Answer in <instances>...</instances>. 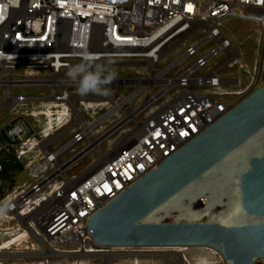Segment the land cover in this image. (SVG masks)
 Instances as JSON below:
<instances>
[{"label": "built area", "instance_id": "2783aa9c", "mask_svg": "<svg viewBox=\"0 0 264 264\" xmlns=\"http://www.w3.org/2000/svg\"><path fill=\"white\" fill-rule=\"evenodd\" d=\"M0 17V111L12 116L5 127L0 119V244H10L2 253L98 264L162 254L97 246L88 220L264 85V0H0ZM228 19L257 30L250 69L220 30ZM85 59L130 76L116 77L107 95H80L66 72Z\"/></svg>", "mask_w": 264, "mask_h": 264}, {"label": "water", "instance_id": "95a60500", "mask_svg": "<svg viewBox=\"0 0 264 264\" xmlns=\"http://www.w3.org/2000/svg\"><path fill=\"white\" fill-rule=\"evenodd\" d=\"M87 231L106 249L208 247L224 264L264 261V85L92 215Z\"/></svg>", "mask_w": 264, "mask_h": 264}, {"label": "rangeland", "instance_id": "374dc122", "mask_svg": "<svg viewBox=\"0 0 264 264\" xmlns=\"http://www.w3.org/2000/svg\"><path fill=\"white\" fill-rule=\"evenodd\" d=\"M221 32L225 37H232L233 38V48L238 55V58L241 63L245 64L248 69H250V65L253 61L254 57V48L256 43V37H257V30L255 26L247 21H243L240 19H228L225 22L222 23L220 27ZM202 36H197L194 39H200ZM214 47L213 44L207 45L204 47L203 51L207 52L209 49ZM182 50H179L177 52H173L169 56H167L160 64V69L165 67L167 64H169L175 57L179 55V53ZM224 56L221 54L218 58L212 61L211 65L213 64H219L223 61ZM119 68L116 70V77H125L130 76L128 71L125 69ZM236 72V67L233 69H225L222 73H234ZM119 93L122 95H126L128 93L127 90L123 88L118 89ZM31 92V91H30ZM29 92V93H30ZM0 97H1V91H0ZM135 104V102H134ZM133 104V105H134ZM12 116L9 112V110L0 111V119L2 120V123L4 127L10 122ZM141 119H144L145 117L142 115L140 116ZM128 127H131L128 125ZM116 136H111L109 139L114 140ZM107 145V142L103 143V148ZM95 159L94 154H89L86 157H84L82 160L79 161L76 167L73 168V172L77 173L79 170L83 169L88 163H90L92 160ZM12 175L14 177H17L18 171H13ZM1 177L6 181H11L10 177H7L5 174L1 175ZM25 179V176H21L18 178V180L22 181ZM186 250L182 252L183 256H185L186 260L192 264H198L199 259H204V264H217L215 259L213 258V254L217 252H212L214 250H209L208 248H185ZM156 250V249H155ZM161 253H155V254H146L144 256H141V258L134 257V258H123V257H117L118 255H114V258L107 262V264H132V262L136 259L139 262V264H175L172 260L174 256L173 252H169V249H158ZM181 253V252H180ZM176 254V253H175ZM3 256L0 257V263L1 264H39L42 261H38L37 258H22V257H12L7 256L4 253ZM170 255V256H169ZM116 257V258H115ZM190 257V259H188ZM199 258V259H198ZM207 258V259H206ZM78 260H84L86 264H98V259L90 258V257H71L67 259H52L48 261L47 263L42 262V264H69ZM221 264H224L221 263ZM256 264H264V261H260Z\"/></svg>", "mask_w": 264, "mask_h": 264}, {"label": "clouds", "instance_id": "9594fccd", "mask_svg": "<svg viewBox=\"0 0 264 264\" xmlns=\"http://www.w3.org/2000/svg\"><path fill=\"white\" fill-rule=\"evenodd\" d=\"M66 76L76 86V91L80 95L89 93L107 95L105 87L116 78V73L106 72L103 65L94 64L85 59L68 66Z\"/></svg>", "mask_w": 264, "mask_h": 264}, {"label": "bare ground", "instance_id": "6f19581e", "mask_svg": "<svg viewBox=\"0 0 264 264\" xmlns=\"http://www.w3.org/2000/svg\"><path fill=\"white\" fill-rule=\"evenodd\" d=\"M48 110V109H47ZM47 112V114L49 115V111H46ZM15 241H17V240H15ZM13 244V243H12ZM10 244H7V243H5V242H3V243H1L0 244V257H2L3 255V250H5L6 248H8V246H9ZM185 248H188V247H169V248H154V249H164V251L165 250H167V249H169V252H173L174 254L176 253V252H183V251H185L186 249ZM197 248H208V247H197ZM209 250H214V249H212V248H208ZM166 252V251H165ZM212 252H216L215 250L214 251H212ZM5 255H7V256H11V255H9V254H7V253H4ZM96 256H98V255H95V257ZM170 256V255H169ZM12 257H22V256H12ZM85 257H91V256H85ZM117 257H119V256H117ZM185 257V256H184ZM82 258V257H81ZM114 258V255H112V256H109V257H106V259H107V261H110V260H112ZM116 258V257H115ZM186 259V258H185ZM199 259V258H198ZM207 259V258H206ZM182 260V259H181ZM198 264H204L205 263V261H204V259H199L198 261ZM45 263H47V262H45ZM139 263H141V262H139ZM138 263V261L135 259L133 262H132V264H139ZM190 263V262H189ZM1 264V263H0ZM25 264H27V263H25ZM39 264H42V262H40ZM69 264H86L85 262H84V260H78V261H75V262H72V263H69ZM120 264V263H119ZM211 264V263H210Z\"/></svg>", "mask_w": 264, "mask_h": 264}, {"label": "snow or ice", "instance_id": "6c2138e0", "mask_svg": "<svg viewBox=\"0 0 264 264\" xmlns=\"http://www.w3.org/2000/svg\"><path fill=\"white\" fill-rule=\"evenodd\" d=\"M190 7V6H189ZM3 17H0V19H2ZM184 133H181V135H183Z\"/></svg>", "mask_w": 264, "mask_h": 264}]
</instances>
